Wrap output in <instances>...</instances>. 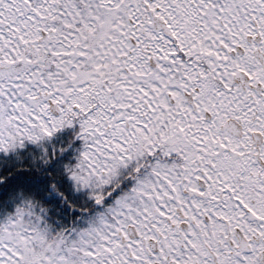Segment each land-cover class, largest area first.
<instances>
[{"label": "snow or ice", "instance_id": "snow-or-ice-1", "mask_svg": "<svg viewBox=\"0 0 264 264\" xmlns=\"http://www.w3.org/2000/svg\"><path fill=\"white\" fill-rule=\"evenodd\" d=\"M0 264H264V0H0Z\"/></svg>", "mask_w": 264, "mask_h": 264}]
</instances>
